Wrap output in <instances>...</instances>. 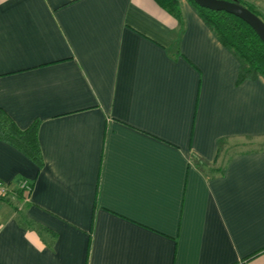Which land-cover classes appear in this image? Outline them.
<instances>
[{"label":"crops","instance_id":"obj_1","mask_svg":"<svg viewBox=\"0 0 264 264\" xmlns=\"http://www.w3.org/2000/svg\"><path fill=\"white\" fill-rule=\"evenodd\" d=\"M177 2L0 0V109L42 160L0 140V264H264V77Z\"/></svg>","mask_w":264,"mask_h":264},{"label":"trees","instance_id":"obj_2","mask_svg":"<svg viewBox=\"0 0 264 264\" xmlns=\"http://www.w3.org/2000/svg\"><path fill=\"white\" fill-rule=\"evenodd\" d=\"M159 7L171 16L180 20L177 0H153ZM235 2L254 13L264 23V15L253 5L244 0H227ZM197 10L201 19L213 30L218 40L239 59L236 82L244 79H255L258 75L264 77V44L254 30L242 19L222 10H209L188 0ZM36 121L25 129H19L11 118L0 109V140L7 142L20 150L38 167L42 160L36 139ZM31 186V183H30ZM17 196H22L20 189H15ZM4 196H0L3 201ZM20 220L29 224L23 217ZM252 256V255H251ZM249 258V257H247Z\"/></svg>","mask_w":264,"mask_h":264},{"label":"water","instance_id":"obj_3","mask_svg":"<svg viewBox=\"0 0 264 264\" xmlns=\"http://www.w3.org/2000/svg\"><path fill=\"white\" fill-rule=\"evenodd\" d=\"M200 7L207 8L209 10H222L230 13L236 17H239L246 22L256 33L259 39L264 44V23L254 13L247 8L227 0H192Z\"/></svg>","mask_w":264,"mask_h":264},{"label":"built area","instance_id":"obj_4","mask_svg":"<svg viewBox=\"0 0 264 264\" xmlns=\"http://www.w3.org/2000/svg\"><path fill=\"white\" fill-rule=\"evenodd\" d=\"M17 188L20 189L24 195H27L31 189L30 183L25 179L17 180ZM10 191L9 185L0 181V196H5Z\"/></svg>","mask_w":264,"mask_h":264},{"label":"rangeland","instance_id":"obj_5","mask_svg":"<svg viewBox=\"0 0 264 264\" xmlns=\"http://www.w3.org/2000/svg\"><path fill=\"white\" fill-rule=\"evenodd\" d=\"M262 8L264 9V6H262ZM264 11V10H263ZM7 195L4 196V198H6ZM11 204H16V206L18 205V202L17 201H14V200H11ZM19 208V206H17ZM16 207V208H17ZM14 208V207H13Z\"/></svg>","mask_w":264,"mask_h":264}]
</instances>
